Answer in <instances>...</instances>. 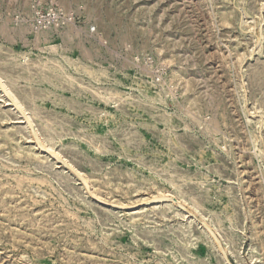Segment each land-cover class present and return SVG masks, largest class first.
Masks as SVG:
<instances>
[{"label": "rangeland", "instance_id": "rangeland-1", "mask_svg": "<svg viewBox=\"0 0 264 264\" xmlns=\"http://www.w3.org/2000/svg\"><path fill=\"white\" fill-rule=\"evenodd\" d=\"M0 76V264H264V0H0Z\"/></svg>", "mask_w": 264, "mask_h": 264}, {"label": "bare ground", "instance_id": "bare-ground-1", "mask_svg": "<svg viewBox=\"0 0 264 264\" xmlns=\"http://www.w3.org/2000/svg\"><path fill=\"white\" fill-rule=\"evenodd\" d=\"M24 59V58H23ZM27 59V58H26ZM25 59V60H26ZM31 64V63H30ZM42 65V64H41ZM44 66V65H43ZM16 67V66H15ZM35 67V66H34ZM31 69V68H30ZM33 69V68H32ZM14 88V87H13ZM0 89H1V91H2V93L4 94V96L7 98V101L11 104V106L12 107H14V109L15 110H17L20 114H21V116H23L22 118L27 122V124H28V126H29V128H30V131L31 132H29V133H31L32 134V137L35 139V142H36V144L35 145H37V147L39 146L40 148H41V150H44L45 149V147L43 146L44 145V143L42 144V142L38 139V137H37V133H36V131H35V129H34V125H33V123H32V121H31V119L29 118V117H27L28 115V113L27 114H25V109H24V106H23V104H22V102L19 100V97L17 96V94H15L11 89H10V87L8 86V84L2 79V77L0 76ZM112 97V96H111ZM118 104V103H117ZM157 104V103H156ZM34 109V108H33ZM17 114V113H16ZM19 118V117H18ZM30 137V136H29ZM31 137V138H32ZM55 137V136H54ZM53 149V148H52ZM48 152H49V154H51L55 159L54 160H58V161H62V158L60 157V155L59 154H56V153H54L53 152V150H51V149H46ZM45 151V150H44ZM46 151V152H47ZM47 152V153H48ZM47 155V154H46ZM52 157V158H53ZM62 163L65 165V166H67L69 169H70V171L71 172H73V173H75L76 174V176L77 177H79V179L83 182V183H86V181L78 174V172L76 173L75 171V169L73 168V166L71 167V165L70 166H68L67 165V163L65 162V161H62ZM67 167H66V169H67ZM71 175V174H70ZM73 176V175H72ZM77 180V179H76ZM199 184V183H198ZM86 185H87V183H86ZM85 185V186H86ZM173 185V184H172ZM86 188L88 189V187L86 186ZM181 196V195H180ZM155 198V200L154 201H156V196L154 197ZM167 199V197L165 196V195H160L159 197H157V199L158 200H164V199ZM149 200V199H148ZM172 200V199H171ZM166 201V200H165ZM173 202V201H172ZM194 202V201H193ZM192 202V203H193ZM182 202L180 201V204H181ZM179 204V203H178ZM179 204V205H180ZM174 205V204H173ZM186 205V204H185ZM196 205V204H195ZM122 207V206H121ZM164 208V207H163ZM165 208H167L166 206H165ZM186 208V207H185ZM198 208V207H197ZM187 211V210H186ZM207 227V226H206ZM209 230V229H208Z\"/></svg>", "mask_w": 264, "mask_h": 264}]
</instances>
